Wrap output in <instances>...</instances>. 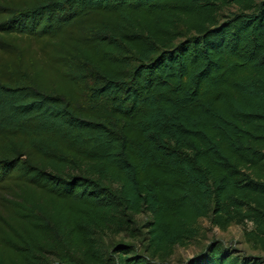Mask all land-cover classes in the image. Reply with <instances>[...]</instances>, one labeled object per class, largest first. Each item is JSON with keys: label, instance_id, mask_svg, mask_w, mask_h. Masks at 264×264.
I'll return each mask as SVG.
<instances>
[{"label": "trees", "instance_id": "trees-1", "mask_svg": "<svg viewBox=\"0 0 264 264\" xmlns=\"http://www.w3.org/2000/svg\"><path fill=\"white\" fill-rule=\"evenodd\" d=\"M0 206V264H170L201 218L264 252V0H0Z\"/></svg>", "mask_w": 264, "mask_h": 264}, {"label": "rangeland", "instance_id": "rangeland-1", "mask_svg": "<svg viewBox=\"0 0 264 264\" xmlns=\"http://www.w3.org/2000/svg\"><path fill=\"white\" fill-rule=\"evenodd\" d=\"M149 218L150 215L148 213L138 216L139 225L143 227ZM145 231L146 228L143 227L142 235L135 239L125 232L115 233L114 231L108 230L102 234V239L106 248H110L120 242L132 243L136 246L139 253L146 254L145 247L147 240L144 237ZM214 241L220 242L224 247L235 250L237 254L264 258V252L259 250L253 243L247 241L245 227L243 225L231 223L227 229H221L212 225L208 218H201L197 236L186 245L175 246L170 264H185L188 259L199 255ZM51 260L54 264H61L54 256L51 257Z\"/></svg>", "mask_w": 264, "mask_h": 264}]
</instances>
